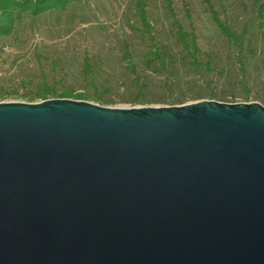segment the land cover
Wrapping results in <instances>:
<instances>
[{"label":"water","instance_id":"water-1","mask_svg":"<svg viewBox=\"0 0 264 264\" xmlns=\"http://www.w3.org/2000/svg\"><path fill=\"white\" fill-rule=\"evenodd\" d=\"M0 264H264V105L0 102Z\"/></svg>","mask_w":264,"mask_h":264},{"label":"rangeland","instance_id":"rangeland-1","mask_svg":"<svg viewBox=\"0 0 264 264\" xmlns=\"http://www.w3.org/2000/svg\"><path fill=\"white\" fill-rule=\"evenodd\" d=\"M135 1L77 0L65 10L25 14L0 38V102H41L38 90L46 84L58 95L66 91L72 94L67 98L116 108L201 100L264 105V28L258 16L264 0H212L221 18L244 33L242 51L227 42L202 0H172L184 29L196 35L198 71L176 42L164 0H147L149 34L142 30ZM154 42L171 55L166 67L145 61ZM86 57L91 69L84 72ZM79 93L86 97L78 99Z\"/></svg>","mask_w":264,"mask_h":264},{"label":"trees","instance_id":"trees-1","mask_svg":"<svg viewBox=\"0 0 264 264\" xmlns=\"http://www.w3.org/2000/svg\"><path fill=\"white\" fill-rule=\"evenodd\" d=\"M77 0H0V38L9 36L14 30L16 24L22 20L25 14L33 16L40 15L50 10H65L68 5ZM165 6L171 11L173 15V27L175 29L176 42L181 46L186 57L188 58L191 66L194 70L198 71L202 65L200 58V49L197 43V38L194 32H188L184 29L183 25L177 18V14L174 11L172 0H164ZM203 4L208 7V10L212 16L213 21L219 27V30L226 38L227 42L235 46L239 51L244 49L245 37L244 33H238L231 28L226 19H222L220 13L215 8L212 0H202ZM137 16L141 22L142 30L146 33L152 31L151 23L149 22V16L147 12V0L135 1ZM189 16V13H187ZM258 16L260 19L259 27L264 28V4L261 2L258 7ZM190 18V17H189ZM151 40H154L151 38ZM151 51L146 56V63L156 62L161 67L167 66V60L171 55L162 49L165 47L159 46L156 42L151 44ZM125 50L128 51L127 45ZM129 58V53H125ZM239 63L241 64V70L244 72V63L242 56H238ZM91 69L90 60L88 57L84 59V72ZM244 74V73H243ZM244 75L242 76V78ZM58 95L53 87H48L46 84L40 86L37 94V98L40 100H46ZM70 92H63L58 95L60 98L71 97ZM78 99H84V94H77ZM248 98V96H246Z\"/></svg>","mask_w":264,"mask_h":264}]
</instances>
